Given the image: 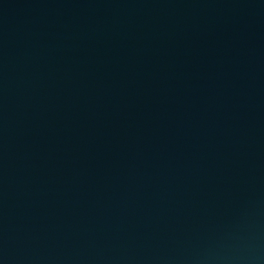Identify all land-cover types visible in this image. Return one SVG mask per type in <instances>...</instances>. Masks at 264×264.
<instances>
[{
  "label": "water",
  "instance_id": "water-1",
  "mask_svg": "<svg viewBox=\"0 0 264 264\" xmlns=\"http://www.w3.org/2000/svg\"><path fill=\"white\" fill-rule=\"evenodd\" d=\"M0 264H264V0H0Z\"/></svg>",
  "mask_w": 264,
  "mask_h": 264
}]
</instances>
